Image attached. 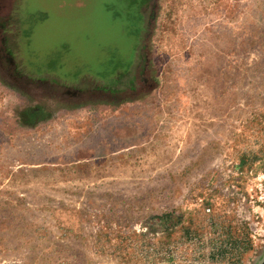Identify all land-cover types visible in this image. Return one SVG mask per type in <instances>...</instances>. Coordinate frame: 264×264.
<instances>
[{
  "label": "rangeland",
  "instance_id": "obj_1",
  "mask_svg": "<svg viewBox=\"0 0 264 264\" xmlns=\"http://www.w3.org/2000/svg\"><path fill=\"white\" fill-rule=\"evenodd\" d=\"M264 0H0V264H258Z\"/></svg>",
  "mask_w": 264,
  "mask_h": 264
},
{
  "label": "water",
  "instance_id": "obj_2",
  "mask_svg": "<svg viewBox=\"0 0 264 264\" xmlns=\"http://www.w3.org/2000/svg\"><path fill=\"white\" fill-rule=\"evenodd\" d=\"M258 264H264V257Z\"/></svg>",
  "mask_w": 264,
  "mask_h": 264
}]
</instances>
